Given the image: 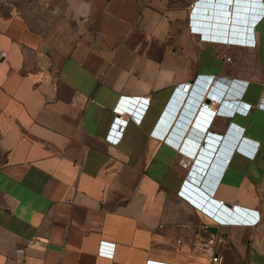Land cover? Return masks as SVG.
<instances>
[{"label":"crops","instance_id":"obj_1","mask_svg":"<svg viewBox=\"0 0 264 264\" xmlns=\"http://www.w3.org/2000/svg\"><path fill=\"white\" fill-rule=\"evenodd\" d=\"M229 1L0 0V264H264V0Z\"/></svg>","mask_w":264,"mask_h":264},{"label":"built area","instance_id":"obj_2","mask_svg":"<svg viewBox=\"0 0 264 264\" xmlns=\"http://www.w3.org/2000/svg\"><path fill=\"white\" fill-rule=\"evenodd\" d=\"M233 7H235V0H230L229 1V4H227V6H225V10H224V21L227 25H230L231 22L234 21V11L232 10ZM5 51H3L1 48H0V63L3 61L4 57H5ZM190 87V83H186L182 89L185 90V92L189 89ZM205 98H208V97H204ZM214 102L213 100L209 99V101H201L200 103V108L202 109H205V110H208L210 112H212L213 114H216L218 113V109L214 108L213 105H214ZM128 103H129V100H123V103L120 104L119 106V110L120 111H130L129 107H128ZM142 103V105L144 107H146L148 104L147 103H143V102H140ZM135 119H137V117L135 115H133ZM118 121L119 122H122V124L120 125V128L124 127V123L127 122L126 119H122L120 118V116H115L114 118V121L112 123V126L113 128H111V133L109 134V139H111L112 141H117L118 140V135H119V132H116V127H119L118 125ZM217 153L216 152L214 155L217 156ZM229 158H225L224 161L225 163L228 162ZM218 205H223L225 204L223 202V200H219V201H216ZM231 209L233 210H236L238 209V205H232L230 207ZM32 243V240H28L27 241V244H31ZM23 252V249L22 248H17L16 249V253H22ZM206 259L207 261H209L210 263L212 264H222V256H220L218 253L216 252H212L210 251L207 255H206ZM158 262V260H155V259H147L146 261V264H156ZM22 263V262H21Z\"/></svg>","mask_w":264,"mask_h":264},{"label":"water","instance_id":"obj_3","mask_svg":"<svg viewBox=\"0 0 264 264\" xmlns=\"http://www.w3.org/2000/svg\"><path fill=\"white\" fill-rule=\"evenodd\" d=\"M242 1V0H241ZM241 3V2H240ZM133 101V100H132ZM209 231L212 233H215L217 231L216 226H207L206 227ZM156 264H178V263H171V262H164V261H158Z\"/></svg>","mask_w":264,"mask_h":264},{"label":"rangeland","instance_id":"obj_4","mask_svg":"<svg viewBox=\"0 0 264 264\" xmlns=\"http://www.w3.org/2000/svg\"><path fill=\"white\" fill-rule=\"evenodd\" d=\"M222 264H224V260H223V263ZM228 264H241V263H239L238 261H232V260H230L228 262Z\"/></svg>","mask_w":264,"mask_h":264}]
</instances>
